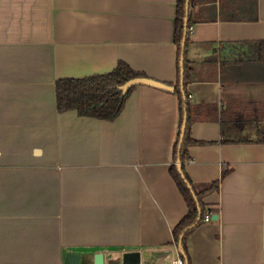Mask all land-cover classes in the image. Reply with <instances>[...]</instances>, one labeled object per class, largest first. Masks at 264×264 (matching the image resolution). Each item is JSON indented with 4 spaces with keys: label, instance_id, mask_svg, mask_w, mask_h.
<instances>
[{
    "label": "crops",
    "instance_id": "obj_1",
    "mask_svg": "<svg viewBox=\"0 0 264 264\" xmlns=\"http://www.w3.org/2000/svg\"><path fill=\"white\" fill-rule=\"evenodd\" d=\"M176 3L0 0V264L131 250L141 264H264V0H194L185 76ZM119 61L185 93L195 142L181 160L174 90L135 85L112 120L57 109L58 79ZM173 165L193 191L217 182L201 198L217 218L192 226L185 254Z\"/></svg>",
    "mask_w": 264,
    "mask_h": 264
},
{
    "label": "trees",
    "instance_id": "obj_2",
    "mask_svg": "<svg viewBox=\"0 0 264 264\" xmlns=\"http://www.w3.org/2000/svg\"><path fill=\"white\" fill-rule=\"evenodd\" d=\"M192 3H194V0H177L176 3L174 42L177 46L178 58H182L183 60V76H185L187 67L184 52L189 32L188 26L191 23ZM254 6L255 2L254 4L250 2V8L246 11L247 16L245 18H249V14L252 19L256 17V8ZM227 18L235 19L236 16L233 15ZM177 67L179 72L180 65ZM136 76L143 75L131 69L124 61H119L112 70L105 73H98L85 77H66L58 79L56 81L57 109L59 111L75 109L80 115L112 120L119 114L127 96L135 87L132 86L128 88L126 92H122L118 86L126 80ZM174 91L178 93L179 111L185 123L182 140L179 142L180 135H178L173 150L175 160L177 158L181 160L185 153L186 146L195 142V140L191 139L189 136L192 119L188 114L189 104L186 95L182 92L178 83L174 85ZM170 172L187 204V213L173 229L174 240L176 243L180 244L183 254H185V238L192 226L202 219L204 215L205 207L201 198L207 192L216 189L217 182L211 183L205 190L196 192L192 190L189 178L183 172L182 167L178 169L173 165L170 167ZM181 258L183 262H185L183 259L184 257L182 256Z\"/></svg>",
    "mask_w": 264,
    "mask_h": 264
},
{
    "label": "water",
    "instance_id": "obj_3",
    "mask_svg": "<svg viewBox=\"0 0 264 264\" xmlns=\"http://www.w3.org/2000/svg\"><path fill=\"white\" fill-rule=\"evenodd\" d=\"M140 84L152 86L166 91L174 90V87L172 85L145 76L132 77L126 80L125 82H123L122 84H120L118 88L122 92H126L128 88ZM184 124L185 123H183L181 129V134H180L181 137L183 136ZM211 218L216 219L217 214H212ZM146 254L147 253H143L139 250H131V251H123L121 255L118 257L106 259L105 253L103 251H95L92 254V263L93 264H141V259L144 258ZM78 259H79L78 253H69L68 260L70 262L76 263Z\"/></svg>",
    "mask_w": 264,
    "mask_h": 264
},
{
    "label": "built area",
    "instance_id": "obj_4",
    "mask_svg": "<svg viewBox=\"0 0 264 264\" xmlns=\"http://www.w3.org/2000/svg\"><path fill=\"white\" fill-rule=\"evenodd\" d=\"M193 28V25L188 26V30L191 31ZM212 211L209 209H205L204 215H203V221H209L211 219ZM170 264H183V260L180 256L174 258L171 260Z\"/></svg>",
    "mask_w": 264,
    "mask_h": 264
}]
</instances>
